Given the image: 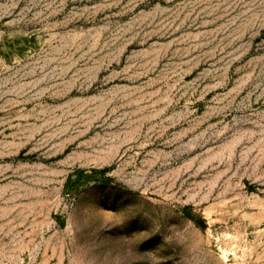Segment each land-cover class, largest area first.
<instances>
[{
  "label": "rangeland",
  "instance_id": "1",
  "mask_svg": "<svg viewBox=\"0 0 264 264\" xmlns=\"http://www.w3.org/2000/svg\"><path fill=\"white\" fill-rule=\"evenodd\" d=\"M0 264H264V0H0Z\"/></svg>",
  "mask_w": 264,
  "mask_h": 264
}]
</instances>
